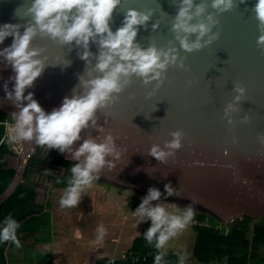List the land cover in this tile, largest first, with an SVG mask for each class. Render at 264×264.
<instances>
[{
  "label": "water",
  "instance_id": "obj_1",
  "mask_svg": "<svg viewBox=\"0 0 264 264\" xmlns=\"http://www.w3.org/2000/svg\"><path fill=\"white\" fill-rule=\"evenodd\" d=\"M31 2L0 0V25L17 24L23 33L33 23L27 13ZM255 2L232 0L231 8L221 11L212 7V0H194L192 11L201 3L206 8L192 23H209V15L215 23L200 37L201 47L187 51L178 36H186L191 42L198 33L177 34L173 30L180 0H121L113 11L112 30L122 25L129 8L147 12L149 19L137 26L135 42L142 48L155 45L165 51L175 49L176 62L147 84L133 74L122 91L113 94L112 103L96 110L95 123L90 121L81 130L71 151H59L60 156L77 163L73 152L85 139L101 142L111 133L120 156L105 157L113 166L106 163L96 173L98 181L145 194L152 184H167L173 194H161V199L190 206L194 213L209 215L221 223L245 216L263 218L264 42L259 37L264 32L253 8ZM213 35L216 38L209 40ZM12 41L11 35L5 37L0 49ZM30 47L42 49L39 55L46 59L44 69L25 89V95L32 92L46 112L60 106L65 96L82 95L86 89L81 78L100 75L94 68L100 51L98 38L89 41L91 54L87 60L80 58L83 48L75 41L60 44L38 34ZM14 77L11 64L0 55V111L12 119L19 108L7 98L6 91L13 90ZM238 86L245 92L239 93ZM176 131L181 132V146L171 149L168 142ZM154 145L167 153L163 160L151 154ZM42 148L47 146L36 144L35 138L23 141L14 178L0 192V205L24 181L30 159ZM51 150L48 147L47 163L53 162ZM129 179L141 183L136 185Z\"/></svg>",
  "mask_w": 264,
  "mask_h": 264
},
{
  "label": "clouds",
  "instance_id": "obj_2",
  "mask_svg": "<svg viewBox=\"0 0 264 264\" xmlns=\"http://www.w3.org/2000/svg\"><path fill=\"white\" fill-rule=\"evenodd\" d=\"M181 7L172 25L173 30L179 34L198 33L195 41H189L186 36L179 37L180 45L187 51L201 47L200 37L210 30V24L215 23L212 16L199 23H192L194 17L201 16L206 8L204 3L195 5L194 0H180ZM121 4V0H32L27 13L33 21L23 33L18 31L19 25L4 23L0 25V43L5 37L12 36L10 46L0 49L6 61L11 64L15 72L12 91H6V96L14 100L19 108L12 114L15 119V127L12 129L13 141L32 140L38 145L49 148H57L61 152L66 149L71 151L70 146L80 139V132L91 121L95 123V113L98 108H103L115 99L114 93H119L129 83V78L135 74L143 78L145 84L157 80L162 76L168 64L175 63L177 56L175 49L167 51L158 49L155 45L142 48L135 42L138 25H143L149 19V13L129 8L126 11L122 25L112 30L110 21L114 9ZM232 0H212V7L221 11L231 8ZM254 11L260 21L261 31L264 32V0H256L253 5ZM156 25H153L155 28ZM47 36L60 44H68L73 41L83 48L80 58L87 60L90 56L89 41L98 38L100 46L95 71L100 75L81 82L86 91L81 94L65 96L60 106L46 112L33 93L25 95V89L30 87L45 67V59L40 57L42 49L30 47V43L37 35ZM216 35L209 37L215 39ZM264 42V35L259 37ZM91 76V73H89ZM6 87V86H5ZM237 91L244 93L245 88L238 86ZM240 97L237 96L236 99ZM26 101V103H24ZM232 105L228 106L231 109ZM226 109V113L228 111ZM173 139L168 142V147L176 149L181 146V132L172 133ZM151 154L161 160L166 152L153 146ZM114 154L117 158L120 152L116 150L114 137L109 133L101 142L95 139H85L75 149L73 156L79 162L70 168L72 178L67 189L60 199L61 207H72L79 202L81 190L89 186L96 173L107 163L111 168L112 162L106 161L105 157ZM83 157V160L80 158ZM166 193L173 194V189L165 185ZM161 196L159 189L149 187L147 194L134 210L140 219L148 218L150 225L144 233L149 244L155 241V247L162 249L166 242L185 228L193 217V209L188 206L183 212L170 213L161 204L149 207V203L158 200ZM17 221L7 217L0 227V242L13 241L19 246L16 229ZM101 237L104 228L99 229ZM164 252H158L154 257L155 264H161ZM180 255V264H183L184 254Z\"/></svg>",
  "mask_w": 264,
  "mask_h": 264
},
{
  "label": "crops",
  "instance_id": "obj_3",
  "mask_svg": "<svg viewBox=\"0 0 264 264\" xmlns=\"http://www.w3.org/2000/svg\"><path fill=\"white\" fill-rule=\"evenodd\" d=\"M5 159L10 166L17 165L14 155L8 153ZM47 162L45 159L43 170L34 175V179L39 182L36 203L43 206V209L33 216L31 221V217L27 218L21 227L16 229L19 246L10 240L6 250L8 264H99L101 260L108 264L110 259L120 256L118 253L111 257L106 255L107 245L102 241L104 237L102 235V238L98 239L101 233L96 232L101 224L97 228L94 227L97 216H102L100 210L94 212V195L100 192L99 197L105 191H99V187L95 186L93 193H90L88 186H85L75 206L61 207L60 199L72 174L63 166ZM67 176L68 178H65ZM189 222L161 249L169 255L162 264H180L179 254H184L183 264H204L195 257L198 234L194 226L190 227Z\"/></svg>",
  "mask_w": 264,
  "mask_h": 264
},
{
  "label": "trees",
  "instance_id": "obj_4",
  "mask_svg": "<svg viewBox=\"0 0 264 264\" xmlns=\"http://www.w3.org/2000/svg\"><path fill=\"white\" fill-rule=\"evenodd\" d=\"M8 118L10 117L0 111V142L5 135V127L1 124V121ZM59 151L57 148H52L50 157L53 159V163L70 170L75 163L62 158ZM8 153L13 155L9 149V144L7 142L0 144V192L8 187L16 173L15 167L10 166L8 160L5 159V155ZM44 163L45 159L41 151H36L30 159L24 181L0 205V227L4 225L7 217L11 216L12 219L17 221L18 228H20L27 218L31 217L29 219L31 221L34 218L33 216L41 212L43 206L36 203L39 182L34 179V175L41 170L40 168ZM65 178H68V176ZM260 219L258 222L259 219L245 216L229 222V224H224V227H219L221 222L217 219L206 214L193 213L194 221H207L210 223V226L207 227L194 226L198 234L195 257L204 264H264V252L262 251L264 249V217ZM150 223L144 227L142 236L135 240L132 248L134 251L148 253L157 250L161 252V249L155 247V241L149 244L144 237ZM9 242L11 241L0 242V264H8L6 250L9 248ZM168 257L169 255L164 254L161 264ZM99 264H106V261L101 260ZM118 264H121V262ZM139 264H155V262L151 260Z\"/></svg>",
  "mask_w": 264,
  "mask_h": 264
},
{
  "label": "rangeland",
  "instance_id": "obj_5",
  "mask_svg": "<svg viewBox=\"0 0 264 264\" xmlns=\"http://www.w3.org/2000/svg\"><path fill=\"white\" fill-rule=\"evenodd\" d=\"M47 151L48 147L42 148L41 152L46 160L48 158ZM15 161L17 162V159H15ZM95 180L96 179H94L88 186L90 193H93L92 191L95 186L99 187L97 190L100 191V189H103L105 193L99 197L98 195L100 192H97L96 195H94V212L96 213V210L97 212L100 210L102 215L101 217L97 216V220L95 219L94 221V227L97 228L100 224L107 227L106 229L104 228L106 232L104 231V238L102 239L107 245L106 255L111 257L114 253H118L121 255L117 258H120L126 253V251L128 252L133 248L134 240L142 234L144 227L150 223L148 218L145 217L140 219L134 213L137 205L147 193H139L131 188L116 187L112 184H106L96 180L99 182L98 183ZM158 203L164 206L170 213L183 212L185 209V207H181L178 204L161 198L151 201L149 207ZM194 212L195 210H193V213ZM260 220L261 219H259L258 222ZM190 221V227L193 228L195 225L193 217ZM224 224H229V222L221 223L220 227H224ZM96 232L100 233V231L97 230ZM262 251L264 252V249H262ZM123 263L127 262L124 261Z\"/></svg>",
  "mask_w": 264,
  "mask_h": 264
},
{
  "label": "built area",
  "instance_id": "obj_6",
  "mask_svg": "<svg viewBox=\"0 0 264 264\" xmlns=\"http://www.w3.org/2000/svg\"><path fill=\"white\" fill-rule=\"evenodd\" d=\"M1 124L5 127V135L2 138L0 144H3L4 142H7L9 144V149L13 153V155L17 158H19L23 152V141H13L11 139L13 133L12 129L15 127V119H5L4 121H1ZM194 221V220H193ZM194 226H210V223L207 221L204 222H197L195 221ZM220 227V225H219ZM159 251L153 250L148 253L142 252V251H133L130 250L126 252L123 256L120 258H112L108 261V264H118L120 261L130 264H139V263H146L150 262L151 260H154V257L158 254Z\"/></svg>",
  "mask_w": 264,
  "mask_h": 264
},
{
  "label": "flooded vegetation",
  "instance_id": "obj_7",
  "mask_svg": "<svg viewBox=\"0 0 264 264\" xmlns=\"http://www.w3.org/2000/svg\"><path fill=\"white\" fill-rule=\"evenodd\" d=\"M42 167L44 168L45 165L43 164ZM42 167L40 168L41 170H43ZM129 180H130L131 183L136 184V185H138L139 183H141V182H139V181L136 180V179H129ZM151 187H155V188L159 189L160 192H161V194H167V193H166L165 186H163V185H160V184H157V183H156V185L152 184Z\"/></svg>",
  "mask_w": 264,
  "mask_h": 264
}]
</instances>
